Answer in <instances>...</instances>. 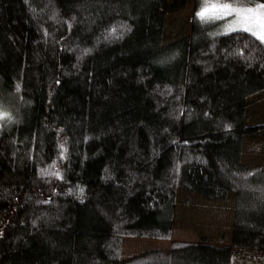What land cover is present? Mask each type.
<instances>
[{
  "label": "trees",
  "instance_id": "trees-1",
  "mask_svg": "<svg viewBox=\"0 0 264 264\" xmlns=\"http://www.w3.org/2000/svg\"><path fill=\"white\" fill-rule=\"evenodd\" d=\"M200 1L191 33L165 43L186 0H0L12 116L0 264H232L234 249L264 251V122H250L264 44L223 34L228 18L201 20ZM249 140L263 158L246 155ZM180 191L186 205L232 198L231 243L124 256L127 237L172 240Z\"/></svg>",
  "mask_w": 264,
  "mask_h": 264
},
{
  "label": "rangeland",
  "instance_id": "rangeland-1",
  "mask_svg": "<svg viewBox=\"0 0 264 264\" xmlns=\"http://www.w3.org/2000/svg\"><path fill=\"white\" fill-rule=\"evenodd\" d=\"M264 3V0H260ZM187 8L185 11L173 15L168 18V23L165 31V43H171L177 39H181L191 33L192 21L194 18V4L195 0H186ZM210 2L219 3H232L225 2L223 0H210ZM247 3V1H246ZM234 6L243 7H254L248 4L232 3ZM204 6V0L200 1V8ZM228 20L223 24L222 31H224V26L230 20L234 19L235 16L226 17ZM212 20V19H211ZM0 108L4 110L5 106L3 102L0 101ZM251 109L254 111L252 119H250L251 124H261L264 122V93L258 97H255L251 101ZM1 125V121H0ZM260 139V138H259ZM247 146L246 155L257 156L263 158L256 152V155L252 153L253 150H257L259 144L257 142H251ZM252 150V151H251ZM252 159V157H251ZM184 191H180L178 195V203L176 204V214H175V224L173 231V238L169 241H159L156 239L147 238H133L127 237L123 241V255L126 257L132 254H141L147 250L151 249H168L173 241L184 240L187 238H197L200 236H210L212 238L213 233H223L225 231L229 232L231 227L230 214L232 212V198L226 202L219 201H207L199 196H191L190 204L187 206L186 197ZM192 236V237H191ZM186 242V241H184ZM166 251V250H165ZM262 256V255H260ZM264 264V259L260 264Z\"/></svg>",
  "mask_w": 264,
  "mask_h": 264
},
{
  "label": "snow or ice",
  "instance_id": "snow-or-ice-1",
  "mask_svg": "<svg viewBox=\"0 0 264 264\" xmlns=\"http://www.w3.org/2000/svg\"><path fill=\"white\" fill-rule=\"evenodd\" d=\"M239 2V0H237ZM247 3H255V0H247ZM201 20H222L226 17L235 16L224 26L223 34L233 32L248 33L264 44V3H255L254 7L234 6L232 3H219L204 0V6L195 13ZM116 29H112L114 34ZM19 86H17L18 88ZM11 121L12 116L0 108V121ZM53 167H55L53 165ZM57 175L58 173H51Z\"/></svg>",
  "mask_w": 264,
  "mask_h": 264
},
{
  "label": "crops",
  "instance_id": "crops-1",
  "mask_svg": "<svg viewBox=\"0 0 264 264\" xmlns=\"http://www.w3.org/2000/svg\"><path fill=\"white\" fill-rule=\"evenodd\" d=\"M232 217H233V210L229 217L231 223H232ZM230 234H231V230L229 232L225 231L223 233L217 232V233L209 234V235H213L212 238L210 236H205V237L209 238V240L212 243H215L217 245L230 244L231 243ZM200 238H201L200 236L198 237V239L189 238L187 236V238L184 237V241L198 242ZM263 259H264V251L251 250V249H234L232 264H260Z\"/></svg>",
  "mask_w": 264,
  "mask_h": 264
}]
</instances>
